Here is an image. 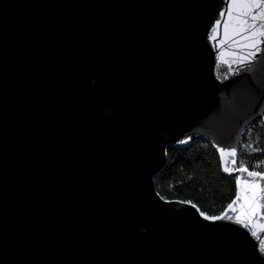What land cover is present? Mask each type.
<instances>
[{
	"label": "water",
	"instance_id": "obj_1",
	"mask_svg": "<svg viewBox=\"0 0 264 264\" xmlns=\"http://www.w3.org/2000/svg\"><path fill=\"white\" fill-rule=\"evenodd\" d=\"M232 3L0 0V264H264V209L259 238L236 222L220 153L239 167L264 118V36ZM196 140L235 180L233 219L155 188Z\"/></svg>",
	"mask_w": 264,
	"mask_h": 264
},
{
	"label": "trees",
	"instance_id": "obj_2",
	"mask_svg": "<svg viewBox=\"0 0 264 264\" xmlns=\"http://www.w3.org/2000/svg\"><path fill=\"white\" fill-rule=\"evenodd\" d=\"M166 155V164L154 178L163 198L192 202L209 216L219 215L234 198L235 180L222 173L218 154L206 140L168 147ZM241 161L250 170L264 171V118L246 129L238 152ZM257 164L260 168L254 169Z\"/></svg>",
	"mask_w": 264,
	"mask_h": 264
},
{
	"label": "snow or ice",
	"instance_id": "obj_3",
	"mask_svg": "<svg viewBox=\"0 0 264 264\" xmlns=\"http://www.w3.org/2000/svg\"><path fill=\"white\" fill-rule=\"evenodd\" d=\"M231 8L241 10L239 15L233 17L231 12L229 13V19L235 22V27L238 30L244 31L247 29H254L252 31V36H264V0H245V2L237 3V0H233ZM253 9H258L254 15H251V23H249V14ZM223 15V13L221 14ZM260 21L259 27L256 26V22ZM220 21L216 22L217 27L219 26ZM227 23L225 27L227 29ZM247 26V27H245ZM216 28H213L212 39H215ZM259 41L253 40L250 47L255 48L256 51H259L258 47ZM254 55V53L252 54ZM222 62L227 63L223 60ZM246 59V58H245ZM257 149H253L256 151ZM221 160L223 162V170L228 173L238 172L240 173L239 177H236V183L238 186V191L236 198L228 205V209L232 212H236L234 205L240 204L239 214L235 217L236 222L244 224L245 227L252 226V235L259 238L260 232H264V223L258 225L260 232L256 230L257 225L254 224V218L261 217V210L264 209V171H249L248 167L245 165L244 161L240 162V166L236 167V157L237 150L235 147H232L230 150L225 151V149H220ZM254 169L260 168V164L253 165ZM246 174V176H245ZM250 178V179H249ZM205 216V219L208 220H220L224 218L233 219V216L228 215L225 212L220 216H207L203 212L200 213ZM261 244L264 245V240H261Z\"/></svg>",
	"mask_w": 264,
	"mask_h": 264
},
{
	"label": "built area",
	"instance_id": "obj_4",
	"mask_svg": "<svg viewBox=\"0 0 264 264\" xmlns=\"http://www.w3.org/2000/svg\"><path fill=\"white\" fill-rule=\"evenodd\" d=\"M239 166H240V163H239Z\"/></svg>",
	"mask_w": 264,
	"mask_h": 264
}]
</instances>
